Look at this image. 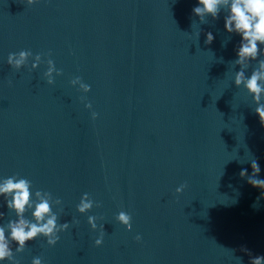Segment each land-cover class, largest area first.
I'll use <instances>...</instances> for the list:
<instances>
[{
  "label": "water",
  "instance_id": "obj_1",
  "mask_svg": "<svg viewBox=\"0 0 264 264\" xmlns=\"http://www.w3.org/2000/svg\"><path fill=\"white\" fill-rule=\"evenodd\" d=\"M196 6L0 0V180L16 175L33 193L49 192L61 201L52 207L57 223L70 225L54 246L42 236L26 242L17 264L37 256L42 264H249L264 256V198L247 183L254 158L264 179V127L233 82L241 37L225 31V10L201 22ZM21 50L32 57L16 70L7 56ZM48 59L61 73L51 85ZM77 76L87 93L71 85ZM84 193L94 206L80 214ZM120 211L130 230L115 219ZM0 212V224L16 219L2 196ZM88 216L97 217L95 231Z\"/></svg>",
  "mask_w": 264,
  "mask_h": 264
},
{
  "label": "clouds",
  "instance_id": "obj_2",
  "mask_svg": "<svg viewBox=\"0 0 264 264\" xmlns=\"http://www.w3.org/2000/svg\"><path fill=\"white\" fill-rule=\"evenodd\" d=\"M36 0H27V4L31 5ZM221 10H225L224 29L228 33H235L241 37L238 48L236 49V59L231 63L240 66V70L234 74V84L237 87L243 86L247 93L252 97L253 103L257 104L254 109L259 118L260 124L264 127V0H198V6L192 9L194 15L203 22L206 16L216 19ZM199 34L197 35V39ZM214 37L211 32L206 34L205 43H211ZM227 40L222 43V47L226 46ZM50 55V53H48ZM29 57H32L31 51L21 50L18 53H9L7 56V64L13 69L19 70L22 66H27ZM259 57V59H258ZM222 60V58H221ZM31 68L35 69L41 62V55L37 54L33 57ZM250 61H256L250 76L245 75V70L249 68ZM47 71L43 73L48 84H53V73L58 76L60 71L54 66L51 59L46 61ZM11 83V82H9ZM71 85L77 86L80 91L87 93L90 86L83 83L79 76L70 81ZM85 108L91 109L90 103H85ZM97 113L92 112V119H96ZM240 162V161H239ZM241 163V162H240ZM252 175L247 176V183L252 187L262 190L261 197L264 198V179H258L257 174L260 167L257 160H251ZM247 174V169H242L239 173L241 178ZM186 187L181 184L176 188V193H180ZM32 184L26 178H18L16 175L0 180V196L4 198V202L9 211L15 213V220H8L6 224H0V261H8L9 264H17L15 253H21L26 247V242L42 236L46 239L48 246H54L58 240V233L69 228V223H57V213L52 211L54 205L61 204L59 199H53L49 192L36 190L32 192ZM94 206V202L84 193L76 206V211L84 214ZM100 207L99 203L95 204ZM257 205L254 203L253 205ZM31 209L32 219H26L24 213ZM62 211V209H61ZM4 213L0 212V220L4 218ZM115 219L127 229H131V216L120 211ZM97 217L88 216L87 223L92 230L97 229ZM73 225L78 221L73 219ZM101 235L95 239V246H100L103 242L104 225L100 226ZM141 237L137 235L136 241H140ZM15 244L13 251L12 245ZM234 251V250H233ZM241 251L251 253L244 247ZM241 261L240 257H237ZM31 264H42L41 257H34ZM249 264H264V256H255L250 259Z\"/></svg>",
  "mask_w": 264,
  "mask_h": 264
}]
</instances>
